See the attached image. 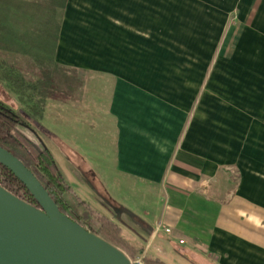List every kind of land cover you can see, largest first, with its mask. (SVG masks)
Returning a JSON list of instances; mask_svg holds the SVG:
<instances>
[{
    "label": "crops",
    "instance_id": "0c3cea01",
    "mask_svg": "<svg viewBox=\"0 0 264 264\" xmlns=\"http://www.w3.org/2000/svg\"><path fill=\"white\" fill-rule=\"evenodd\" d=\"M180 2L67 0L54 60L76 68L82 84L75 101L43 100L37 140L72 187L83 182L87 205L117 223L137 255L264 264V94L248 101L252 113L240 98L203 112L195 84L166 89L150 78L163 69L150 58L164 59L166 6L180 40ZM216 5L226 17L221 35L201 41L233 44L231 57L258 60L253 73L264 76V0ZM212 7L186 9L192 19ZM0 97L17 110L33 104L7 88Z\"/></svg>",
    "mask_w": 264,
    "mask_h": 264
},
{
    "label": "trees",
    "instance_id": "16d2710c",
    "mask_svg": "<svg viewBox=\"0 0 264 264\" xmlns=\"http://www.w3.org/2000/svg\"><path fill=\"white\" fill-rule=\"evenodd\" d=\"M66 4L67 0H0V46L23 56L21 64L0 66V80L7 82L8 89L19 96L20 102L33 103L28 109L15 110L0 99V146L34 173L63 214L133 258L137 251L122 237L121 227L107 216L88 209V205L75 196L52 152L40 145L32 156L13 134L17 127L26 123L24 117L36 120L46 98L62 103L78 99L82 81L77 69L60 66L54 60ZM0 185L38 207L27 188L2 164ZM142 263L167 264L151 256H143Z\"/></svg>",
    "mask_w": 264,
    "mask_h": 264
},
{
    "label": "rangeland",
    "instance_id": "374dc122",
    "mask_svg": "<svg viewBox=\"0 0 264 264\" xmlns=\"http://www.w3.org/2000/svg\"><path fill=\"white\" fill-rule=\"evenodd\" d=\"M172 0H166V3ZM213 7L206 13L204 11H193L192 19H189V12L186 9L189 3H193L196 8H210V1L208 0H181V31L180 40L178 41L174 34V28L172 26V9L166 6L165 11V43H164V59L150 58V67H162L159 69L158 75H152V78L156 82H164L166 89L176 87L178 84L180 88L188 84H195L194 105L204 112L205 105L206 109H217L221 107L220 100L224 99H245L246 110L253 112V107L248 101L260 99L264 94V76L253 73L252 67H254L258 60L252 59H239L231 57L233 44H227L222 42H204V39L209 33L213 35V38H219L221 35L220 27L222 21L226 19L223 17L222 11L217 10L216 3L220 0H212ZM198 10V9H197ZM201 15V17H196ZM208 14V19L202 17ZM212 15V17H211ZM236 12H230L228 17L230 20H234ZM189 39H198V41H187ZM177 40V41H176ZM155 45V44H154ZM158 53L161 54L160 43ZM152 44H150V55ZM226 55L221 57V55ZM229 55L230 57H228ZM23 56L15 55L5 50L4 47L0 46V66L10 67L11 65L21 64ZM158 78V79H157ZM35 80L32 77V80ZM4 83V85H3ZM8 89V84L3 82L0 83V93L3 89ZM193 98V96H192ZM3 102H6L0 97ZM207 100V103L206 101ZM8 102V101H7ZM9 105L15 108L12 101H9ZM24 117V116H23ZM23 122H26L17 127L13 134L18 137L25 145V149L35 156L40 144L38 142L39 132L37 126L33 123V120L29 117H24ZM73 183V178L69 177ZM74 192L75 196L80 198L86 204L91 203L86 200L87 189L83 182L74 180ZM91 205V204H90ZM84 206V205H83ZM92 206V205H91ZM82 207V206H81ZM88 209L94 210L100 214L95 208L87 207ZM83 207L82 210H84ZM104 215V214H103ZM106 216V215H105ZM123 237V236H122ZM124 251V250H123ZM138 252V250H135ZM134 255L133 258L129 259L131 262L142 263V257ZM126 253V252H125ZM168 264H176L173 260H169Z\"/></svg>",
    "mask_w": 264,
    "mask_h": 264
},
{
    "label": "water",
    "instance_id": "95a60500",
    "mask_svg": "<svg viewBox=\"0 0 264 264\" xmlns=\"http://www.w3.org/2000/svg\"><path fill=\"white\" fill-rule=\"evenodd\" d=\"M0 164L38 204L0 185V264H140L63 214L34 173L1 146Z\"/></svg>",
    "mask_w": 264,
    "mask_h": 264
}]
</instances>
